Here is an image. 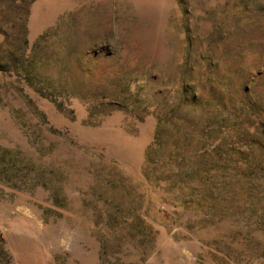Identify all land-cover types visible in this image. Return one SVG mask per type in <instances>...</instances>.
Instances as JSON below:
<instances>
[{"label":"rangeland","instance_id":"1","mask_svg":"<svg viewBox=\"0 0 264 264\" xmlns=\"http://www.w3.org/2000/svg\"><path fill=\"white\" fill-rule=\"evenodd\" d=\"M0 264H264V0H0Z\"/></svg>","mask_w":264,"mask_h":264}]
</instances>
